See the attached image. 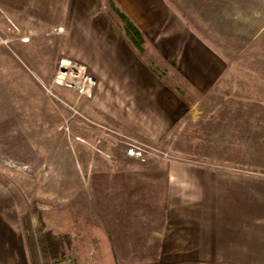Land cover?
Segmentation results:
<instances>
[{"label": "rangeland", "instance_id": "374dc122", "mask_svg": "<svg viewBox=\"0 0 264 264\" xmlns=\"http://www.w3.org/2000/svg\"><path fill=\"white\" fill-rule=\"evenodd\" d=\"M68 2L0 0V182L13 200L27 255L23 222L29 215L36 234L51 229L87 239L84 258L75 264H163L156 233L163 224L167 189L164 179H147V171L161 176V165L147 163L153 156L238 169L241 194L232 186L211 200L193 202L227 206L224 209L240 204L241 226L252 233L256 229L255 237L263 240L264 0L262 15L244 20L247 35L241 36V45L228 50L231 69L213 90L217 98L207 102L210 109L200 122L206 127L185 132L188 141L183 146L163 148L161 143L148 151L127 147L92 100L79 93L87 80L79 76L86 70L77 61L65 60V30L58 31L70 21ZM26 36L34 38L23 41ZM87 83L90 89L95 80ZM220 126L226 131H217ZM226 182L221 181L222 187ZM13 222L0 207V234L12 237ZM61 234L62 244L66 236ZM249 235L242 237L252 239ZM110 237L116 259L107 260L101 242ZM122 237L130 244L121 243ZM45 260L47 264V256ZM208 264H264V259Z\"/></svg>", "mask_w": 264, "mask_h": 264}, {"label": "crops", "instance_id": "0c3cea01", "mask_svg": "<svg viewBox=\"0 0 264 264\" xmlns=\"http://www.w3.org/2000/svg\"><path fill=\"white\" fill-rule=\"evenodd\" d=\"M179 1L178 6L171 0H118L157 49L201 91L191 104L139 58L106 17L104 0H69L70 21L60 24L66 31L61 47L63 57L80 63L85 75L95 80L91 96L79 93L92 100L94 108L115 127L114 133L123 137L129 148L157 150L161 143L163 148L177 143L183 146L184 140L188 141L185 132L203 130L206 124L200 122L210 109L207 102L217 98L213 90L231 69L227 54L230 46L235 49L241 45V36L247 35L243 31L246 18L252 22L254 15H262L261 0ZM216 130L226 131L221 126ZM196 136L197 142L200 137ZM235 140L241 141V137ZM147 163L161 165V176L153 171L146 175L151 176L147 179H164L167 189L163 224L156 233L163 264L264 259V239L255 237L256 229L252 233L250 228L241 226L240 204L224 209L227 206L193 202L211 200L232 186L241 194L238 169L207 167L200 161L180 157L153 156ZM222 180L227 181L225 187ZM12 201L0 182V207L14 219V235L0 234V264H31ZM242 235L252 239L246 240ZM83 238L67 237L62 245L72 242V248L70 245L64 251L63 247L59 262H54L49 252L47 264L81 261L86 252L87 239L81 242ZM108 241L114 251L115 241L111 237ZM120 242L128 245L131 241L122 237Z\"/></svg>", "mask_w": 264, "mask_h": 264}, {"label": "trees", "instance_id": "16d2710c", "mask_svg": "<svg viewBox=\"0 0 264 264\" xmlns=\"http://www.w3.org/2000/svg\"><path fill=\"white\" fill-rule=\"evenodd\" d=\"M104 12L111 24L118 30L128 44L135 50L141 58L163 82L171 89L179 92L181 97L188 103H192L193 98L201 96V91L179 70L177 69L156 47L148 35L140 28L128 11L118 2V0H104ZM155 64H158L155 66ZM1 180V179H0ZM24 229L29 248V259L31 264H46V256L59 262L62 258L63 248L61 241L62 234L66 238L70 237L68 231L54 233L51 229L34 232L31 217L24 218ZM107 243V245L105 244ZM72 245V242H71ZM106 245V248H105ZM104 247V254L107 260H112L113 255L109 246V241L101 242ZM59 251V252H57ZM64 251H66L64 249ZM172 264H198L195 262H179Z\"/></svg>", "mask_w": 264, "mask_h": 264}, {"label": "built area", "instance_id": "2783aa9c", "mask_svg": "<svg viewBox=\"0 0 264 264\" xmlns=\"http://www.w3.org/2000/svg\"><path fill=\"white\" fill-rule=\"evenodd\" d=\"M86 77H87V80L83 81V84H82V86L80 87L79 90H80L81 93H86L87 95L91 96L92 95V87L90 89L88 87L85 88V85H86L88 80H89V82L90 81L92 82L93 77L85 75V74L83 75V77L79 76V78H83V79L84 78L86 79ZM84 83H85V85H84ZM131 152H134L132 148L130 149V153ZM131 154H133V153H131Z\"/></svg>", "mask_w": 264, "mask_h": 264}, {"label": "bare ground", "instance_id": "6f19581e", "mask_svg": "<svg viewBox=\"0 0 264 264\" xmlns=\"http://www.w3.org/2000/svg\"><path fill=\"white\" fill-rule=\"evenodd\" d=\"M58 31H64V28L59 26L58 27ZM51 37H58V36H54V35H51ZM34 37H29V36H26V37H23L22 40L23 41H27V40H32Z\"/></svg>", "mask_w": 264, "mask_h": 264}]
</instances>
